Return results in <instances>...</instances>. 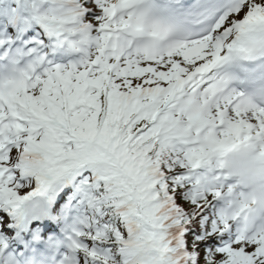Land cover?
<instances>
[{
	"label": "snow or ice",
	"instance_id": "1",
	"mask_svg": "<svg viewBox=\"0 0 264 264\" xmlns=\"http://www.w3.org/2000/svg\"><path fill=\"white\" fill-rule=\"evenodd\" d=\"M241 149L264 162V0H0V264H264Z\"/></svg>",
	"mask_w": 264,
	"mask_h": 264
},
{
	"label": "clouds",
	"instance_id": "2",
	"mask_svg": "<svg viewBox=\"0 0 264 264\" xmlns=\"http://www.w3.org/2000/svg\"><path fill=\"white\" fill-rule=\"evenodd\" d=\"M228 160L232 184L244 193L238 197L233 211L264 208V162L243 149L230 153Z\"/></svg>",
	"mask_w": 264,
	"mask_h": 264
}]
</instances>
